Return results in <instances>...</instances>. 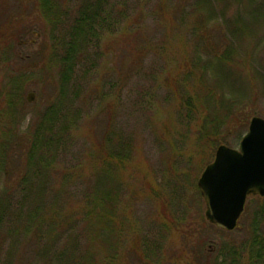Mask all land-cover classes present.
I'll return each mask as SVG.
<instances>
[{"label": "rangeland", "instance_id": "374dc122", "mask_svg": "<svg viewBox=\"0 0 264 264\" xmlns=\"http://www.w3.org/2000/svg\"><path fill=\"white\" fill-rule=\"evenodd\" d=\"M88 1L100 13L105 9L98 0H0V197L24 170H35L27 167L28 141L44 112L51 107L71 111L65 121L77 122L78 129L72 139H65L56 170H101L97 164L125 170L119 178L131 190L128 194L123 187V203L136 230L134 238L153 242L147 264H227L222 262L231 245L244 253L233 264H264L252 250L254 241L264 246V197H249L238 228L228 232L206 220L197 186L220 145L239 148L249 125L236 135L234 117L248 123L255 116L264 118V24L231 42L220 40L215 30L214 56L197 50L191 37L196 22L185 25L184 39L170 32L164 38L158 18L141 17L158 13L162 6L138 2V7L136 0H128L138 7L129 25L123 22L127 0H109V16L98 23L103 32L90 36L67 89L60 93V28ZM45 6L51 7L47 11ZM214 26L211 22L208 29ZM146 41L166 45V61L142 56L138 48ZM30 93L35 94L33 102L27 100ZM109 123L114 134L132 140L126 167L119 158L118 166L116 158L109 162L115 145V137L108 138ZM207 137L220 143L206 142ZM180 175L185 181L176 186L172 181ZM3 212L0 264H24L29 253L25 223L13 227L10 212ZM168 218L178 222L171 231L163 226Z\"/></svg>", "mask_w": 264, "mask_h": 264}, {"label": "trees", "instance_id": "16d2710c", "mask_svg": "<svg viewBox=\"0 0 264 264\" xmlns=\"http://www.w3.org/2000/svg\"><path fill=\"white\" fill-rule=\"evenodd\" d=\"M136 1L137 6L138 2H144L146 6L151 3L162 6L158 13L147 12L148 16L141 17L146 21L150 17L158 18L160 22L158 28L161 34L163 32L164 38L170 32L171 36L182 39L185 25L196 22L191 29V37L197 41V50L210 52L214 56L215 30L218 31L220 40L231 42L242 38L239 33L256 32L257 28L264 24V0ZM98 3L105 8L101 13L88 1L80 6L78 16L71 20V23L60 28L62 33L59 40L62 55L58 59L62 74L60 93L67 89L69 77L79 66L83 57L81 51L88 48L90 36L103 32L98 23L100 19L105 22L109 16L107 4L110 1L98 0ZM124 3L123 22L130 25L129 20L139 6L133 8L128 0ZM45 7L48 11L51 6ZM211 22H214L215 26L208 29ZM168 26L170 28H167ZM130 27L134 28L133 25ZM166 49V45H155L151 44V41H146L138 48V52L144 57L156 56L166 61L169 57ZM152 71L156 79L157 73L155 70ZM160 73L159 70L158 76ZM179 85L177 83L175 89L180 92ZM190 101L188 99V102ZM188 108L191 109L189 106ZM72 115L71 111L64 113L51 107L41 116L34 134L32 137L29 136L31 139L27 148V167L33 166L35 170H24L18 183L2 194L0 222L5 217L3 210H7L10 212L8 223L13 227L16 222L25 223L23 238L29 246V253L24 264H147L146 257L149 251L152 252L153 242L148 243V240L140 238L137 241L134 238L136 230L128 207L123 203V187L127 185L119 178L121 171L124 173L125 170H105L103 166L99 168V164L97 166L101 170H56L59 155L61 156L66 149L65 139L69 137L72 139L74 131L78 129L77 122L65 121L71 119ZM56 119L59 120L57 124ZM234 122L239 127L236 129L238 130L236 135L241 133L240 130H246L249 125L247 120L237 117H234ZM108 134V138L115 137L111 142L115 145L112 156H108L109 162L119 158L120 163L123 162V166L126 167L132 154V140L118 132L114 134L110 123ZM108 138L106 136L104 143L108 142ZM205 139L206 142L213 141L214 145L220 143L215 142L212 137ZM220 141L227 143L223 139ZM119 159L115 166L119 165ZM98 162L100 165L106 164L105 159ZM186 177L187 181L181 180L180 175L172 182H175L176 186H182V182L185 181L184 186H187L190 174ZM127 190L130 191L128 194H131L129 187ZM177 225L176 218L170 220L168 218V221L163 223L167 231H171ZM132 238L134 241L131 243ZM242 250L231 245L222 263H238L244 255ZM252 250L256 260H262L264 263V246L254 241Z\"/></svg>", "mask_w": 264, "mask_h": 264}, {"label": "water", "instance_id": "95a60500", "mask_svg": "<svg viewBox=\"0 0 264 264\" xmlns=\"http://www.w3.org/2000/svg\"><path fill=\"white\" fill-rule=\"evenodd\" d=\"M35 94L28 95L33 102ZM197 186L206 220L220 230L238 228L249 197H264V118L250 120L238 149L220 145Z\"/></svg>", "mask_w": 264, "mask_h": 264}]
</instances>
